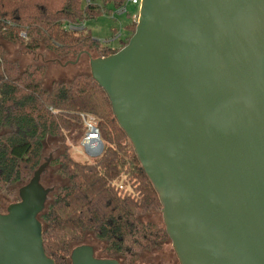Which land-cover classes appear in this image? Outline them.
Here are the masks:
<instances>
[{"label": "water", "instance_id": "water-1", "mask_svg": "<svg viewBox=\"0 0 264 264\" xmlns=\"http://www.w3.org/2000/svg\"><path fill=\"white\" fill-rule=\"evenodd\" d=\"M135 22L126 45L89 58L90 75L158 194L178 263L264 264V0H141ZM50 159L0 212V264H54L38 218ZM68 264L121 263L81 244Z\"/></svg>", "mask_w": 264, "mask_h": 264}, {"label": "trees", "instance_id": "trees-1", "mask_svg": "<svg viewBox=\"0 0 264 264\" xmlns=\"http://www.w3.org/2000/svg\"><path fill=\"white\" fill-rule=\"evenodd\" d=\"M101 2L0 0V193L17 201L18 188L45 160L48 144L54 146L57 153L47 168H53L59 181L38 216L43 249L54 264H68L71 250L85 244L89 235L102 243L99 258L121 264H134L142 253L169 240L164 226L142 219L161 212L158 194L118 125L107 94L90 73L44 87L49 60L22 67L19 58L7 57L8 47L15 44L32 55L47 52L50 61L59 63L85 52L103 57L118 51L134 32L137 16L124 26L116 47L93 38L85 26L65 27L110 15L124 0ZM86 114L96 121L102 150L79 162L70 149L85 131Z\"/></svg>", "mask_w": 264, "mask_h": 264}, {"label": "rangeland", "instance_id": "rangeland-1", "mask_svg": "<svg viewBox=\"0 0 264 264\" xmlns=\"http://www.w3.org/2000/svg\"><path fill=\"white\" fill-rule=\"evenodd\" d=\"M87 0H84L86 3ZM93 4L101 5V0H90ZM110 6H107L109 8ZM138 5H126V13H115L113 17L102 13L94 18H88L83 22V25L90 32L93 38L98 39L100 42L107 41V45L111 47H116L118 45V40H110L114 33L125 32L124 26L130 23L138 14ZM137 17L135 18V20ZM9 59L19 58L22 67L30 64L33 61H38L42 63L43 60L47 61V70L43 78V86L48 87L54 81H66L69 82L77 74H88L90 73L89 58L93 57L92 53H82L73 59L59 63L58 61H50L51 56L44 51L38 52L34 55L30 53H25L19 44L10 45L8 47ZM36 58V59H35ZM80 142V141H79ZM79 142L72 145L70 153L72 157L79 161L85 162L89 157L84 153L83 148L79 145ZM57 153L54 146L46 147V158L51 155V157ZM53 168L46 167L45 171L41 175V184L43 186H53L58 183V177L52 172ZM11 201L3 197L0 193V212H4L5 208ZM144 221H152L159 226H163L161 212H152L151 214L142 218ZM94 248V254L96 257H102L101 248L102 243L95 241L92 236H87L86 243ZM179 264L177 257L172 249L170 240L166 241L161 245L159 249H154L149 252L142 253L134 264Z\"/></svg>", "mask_w": 264, "mask_h": 264}, {"label": "built area", "instance_id": "built-area-1", "mask_svg": "<svg viewBox=\"0 0 264 264\" xmlns=\"http://www.w3.org/2000/svg\"><path fill=\"white\" fill-rule=\"evenodd\" d=\"M89 0H87L86 2H88ZM140 1L141 0H124V3L122 6H120L119 8H117L115 11H113L111 13V17H113V15L115 13H126V5L131 4V5H140ZM83 23L81 24H71V23H67L65 25V27L67 29H71V30H78L83 28ZM20 35L22 37H24V32H20ZM122 37V33L121 32H116L112 35V38L110 40H119V38ZM102 43H107V41H104ZM82 119H83V123L85 126V131L80 139L79 145L83 148L84 153L89 157H95L97 155L100 154L101 150H102V142L100 139V134H99V130L98 127L96 125V121L94 119L93 116L91 115H82Z\"/></svg>", "mask_w": 264, "mask_h": 264}]
</instances>
